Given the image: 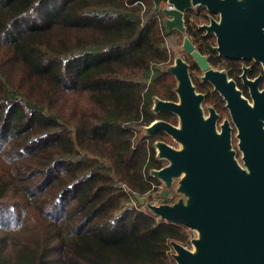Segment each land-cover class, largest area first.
I'll use <instances>...</instances> for the list:
<instances>
[{
	"label": "trees",
	"instance_id": "obj_1",
	"mask_svg": "<svg viewBox=\"0 0 264 264\" xmlns=\"http://www.w3.org/2000/svg\"><path fill=\"white\" fill-rule=\"evenodd\" d=\"M151 0H0V264H174L179 224L133 197L163 161L143 136L175 100Z\"/></svg>",
	"mask_w": 264,
	"mask_h": 264
},
{
	"label": "water",
	"instance_id": "obj_2",
	"mask_svg": "<svg viewBox=\"0 0 264 264\" xmlns=\"http://www.w3.org/2000/svg\"><path fill=\"white\" fill-rule=\"evenodd\" d=\"M151 1L164 16L172 17L165 20L167 31L175 24L182 28L181 15L186 8L200 3L209 7V0ZM166 3H171L173 9L166 8ZM249 6L258 10L253 14L264 18V0H251ZM187 42L185 38L184 45ZM186 49L207 68L205 58L192 50L190 43ZM164 69L174 77L176 99L155 96L152 111L173 113L177 122L156 118L142 126L141 133L151 136L163 132L176 146L163 139L153 143L155 157L164 163L150 169L160 188L146 198L157 202L133 197L158 219L182 225L191 233L187 244L169 242L174 264H264V233L259 219V193L264 191V182L234 158L228 135L217 130L218 115L212 107L208 114L204 112V95L192 83L187 64L175 57L174 63ZM230 104L228 100L227 106ZM231 115L236 126L246 125L240 110L231 111ZM227 126L226 119L219 124Z\"/></svg>",
	"mask_w": 264,
	"mask_h": 264
},
{
	"label": "flooded vegetation",
	"instance_id": "obj_3",
	"mask_svg": "<svg viewBox=\"0 0 264 264\" xmlns=\"http://www.w3.org/2000/svg\"><path fill=\"white\" fill-rule=\"evenodd\" d=\"M249 1L209 0V7L200 3L186 8L181 15L182 28L175 24L167 31L174 50L167 65L173 64L175 57L187 64L192 83L204 95V112L208 114L212 107L218 115L217 130L228 135L234 158L264 182V18L253 14L258 10L250 8ZM161 5L165 6L163 2ZM173 7L166 3V8ZM163 17L165 27V20L172 17ZM185 38L192 50L205 58L206 69L187 51ZM237 110L246 125H235L231 111ZM224 119L229 126L219 127ZM259 196L260 229L264 233V191Z\"/></svg>",
	"mask_w": 264,
	"mask_h": 264
},
{
	"label": "rangeland",
	"instance_id": "obj_4",
	"mask_svg": "<svg viewBox=\"0 0 264 264\" xmlns=\"http://www.w3.org/2000/svg\"><path fill=\"white\" fill-rule=\"evenodd\" d=\"M168 40H169V39H168ZM169 45H171L170 40H169ZM166 142H168V143H170V144L176 146V143H174L169 137L167 138ZM159 188H160V185H159ZM159 188H158V189H159ZM148 194H149V193H148ZM148 194H147V195H148ZM147 195H143V196H142V197L145 199V202H151V203H156V202H157L156 199H153V200L149 201V200L146 198ZM141 207H143V206L141 205Z\"/></svg>",
	"mask_w": 264,
	"mask_h": 264
},
{
	"label": "built area",
	"instance_id": "obj_5",
	"mask_svg": "<svg viewBox=\"0 0 264 264\" xmlns=\"http://www.w3.org/2000/svg\"><path fill=\"white\" fill-rule=\"evenodd\" d=\"M189 233V232H188ZM191 237V233H189V238ZM189 238H188V240H189ZM188 243V242H187ZM187 243H185V244H187ZM170 251H171V248H170ZM171 257V256H170Z\"/></svg>",
	"mask_w": 264,
	"mask_h": 264
}]
</instances>
